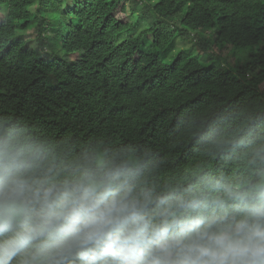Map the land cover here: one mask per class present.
I'll list each match as a JSON object with an SVG mask.
<instances>
[{"label":"trees","instance_id":"trees-1","mask_svg":"<svg viewBox=\"0 0 264 264\" xmlns=\"http://www.w3.org/2000/svg\"><path fill=\"white\" fill-rule=\"evenodd\" d=\"M263 85L264 0H0V117L135 146L159 188L264 182Z\"/></svg>","mask_w":264,"mask_h":264},{"label":"clouds","instance_id":"clouds-1","mask_svg":"<svg viewBox=\"0 0 264 264\" xmlns=\"http://www.w3.org/2000/svg\"><path fill=\"white\" fill-rule=\"evenodd\" d=\"M135 146L0 117V264H264V182L159 188Z\"/></svg>","mask_w":264,"mask_h":264},{"label":"rangeland","instance_id":"rangeland-1","mask_svg":"<svg viewBox=\"0 0 264 264\" xmlns=\"http://www.w3.org/2000/svg\"><path fill=\"white\" fill-rule=\"evenodd\" d=\"M37 1V0H36ZM65 2L68 4L70 3V0H65ZM33 30H29L25 33H23V35L26 36V39L28 40V43L29 44H32V38H33ZM150 40H152V38H150ZM180 43H178V45L176 46V48H179L180 47ZM176 49H174L175 51ZM236 53V56L233 57L232 53L229 52V56H227V58L229 59V65H234V61L235 59H237L238 57L243 60L245 57H246V54H247V50H245V52L243 54H241V52L239 50H237V52L235 51ZM239 54V55H238ZM196 55L199 57V59L204 62V63H209L210 62V58L206 55V54H201L200 51H197L196 52ZM226 57V56H225ZM214 63V61H213ZM220 68V67H219ZM264 88V85L262 86Z\"/></svg>","mask_w":264,"mask_h":264}]
</instances>
